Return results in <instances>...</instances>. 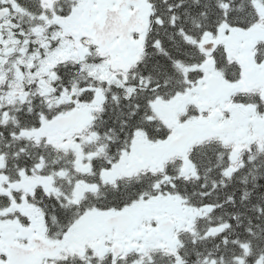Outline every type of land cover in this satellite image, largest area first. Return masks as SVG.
<instances>
[{"label":"snow or ice","instance_id":"1","mask_svg":"<svg viewBox=\"0 0 264 264\" xmlns=\"http://www.w3.org/2000/svg\"><path fill=\"white\" fill-rule=\"evenodd\" d=\"M0 264H264V0H0Z\"/></svg>","mask_w":264,"mask_h":264}]
</instances>
